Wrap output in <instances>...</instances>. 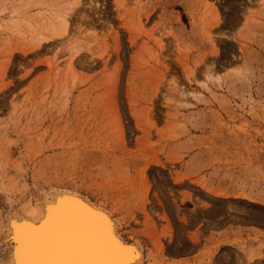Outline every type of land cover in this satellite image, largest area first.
Listing matches in <instances>:
<instances>
[{
    "label": "rangeland",
    "instance_id": "obj_1",
    "mask_svg": "<svg viewBox=\"0 0 264 264\" xmlns=\"http://www.w3.org/2000/svg\"><path fill=\"white\" fill-rule=\"evenodd\" d=\"M71 1L0 0V191L78 192L143 264H206L204 230L264 246V1L75 0L39 41Z\"/></svg>",
    "mask_w": 264,
    "mask_h": 264
},
{
    "label": "bare ground",
    "instance_id": "obj_2",
    "mask_svg": "<svg viewBox=\"0 0 264 264\" xmlns=\"http://www.w3.org/2000/svg\"><path fill=\"white\" fill-rule=\"evenodd\" d=\"M70 3V6L66 4L56 11L50 5L46 11L51 13V20L45 28L47 36L41 35L39 41L55 39L66 33L69 16L78 2L72 0ZM25 23L32 28L30 21L25 20ZM18 25L15 24L14 28L18 29ZM206 69L209 71L210 68L207 66ZM1 184L5 186L3 182ZM13 186L6 189L8 193L0 191V203L7 202L8 205L5 211L0 208V217L3 216L0 264H143L145 261L141 244L124 238L118 220L100 204L72 190L42 189L31 194L26 185H20L24 193L13 190L17 185ZM66 200L79 204L97 217L94 220L88 217L87 223L82 222L71 204L62 210Z\"/></svg>",
    "mask_w": 264,
    "mask_h": 264
},
{
    "label": "crops",
    "instance_id": "obj_3",
    "mask_svg": "<svg viewBox=\"0 0 264 264\" xmlns=\"http://www.w3.org/2000/svg\"><path fill=\"white\" fill-rule=\"evenodd\" d=\"M253 197L254 195L246 197L238 196L239 199H243L247 202L260 203L258 199ZM253 237L254 235L247 230L237 231L224 229L215 232L204 230L197 238L200 240L199 247L189 259H196V257L200 255L199 253L209 249L213 242H219V246L211 251V253H213L207 259L206 264H262L264 262V246L259 247L258 244L249 242ZM234 239L244 241V247L241 248V250L237 248V246L231 244ZM222 251L224 253H222ZM230 253H232V255L228 257ZM223 254H225V257ZM258 254L259 256H257Z\"/></svg>",
    "mask_w": 264,
    "mask_h": 264
},
{
    "label": "water",
    "instance_id": "obj_4",
    "mask_svg": "<svg viewBox=\"0 0 264 264\" xmlns=\"http://www.w3.org/2000/svg\"><path fill=\"white\" fill-rule=\"evenodd\" d=\"M69 200H66L65 202H64V205H63V207H62V210L64 211L65 210V208H66V206L68 205V204H71L70 206H73V207H75V210H76V212L78 213V215H79V217H80V219L82 220V222H86V221H88V217H92L93 218V220L95 219V217H97L95 214H93L92 212H90V211H88V210H86L84 207H82V206H80L79 204H76L75 202H68ZM69 206V207H70ZM67 209V208H66ZM67 211V210H66ZM75 212V213H76ZM87 219V220H86ZM87 223V222H86Z\"/></svg>",
    "mask_w": 264,
    "mask_h": 264
}]
</instances>
